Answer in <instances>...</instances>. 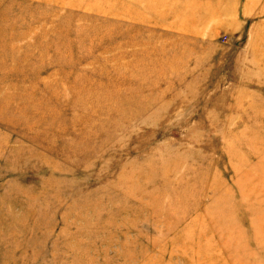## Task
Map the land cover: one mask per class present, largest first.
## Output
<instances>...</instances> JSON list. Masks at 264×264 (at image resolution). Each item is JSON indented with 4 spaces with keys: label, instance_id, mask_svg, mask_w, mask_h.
I'll use <instances>...</instances> for the list:
<instances>
[{
    "label": "rangeland",
    "instance_id": "1",
    "mask_svg": "<svg viewBox=\"0 0 264 264\" xmlns=\"http://www.w3.org/2000/svg\"><path fill=\"white\" fill-rule=\"evenodd\" d=\"M0 264H264V0H0Z\"/></svg>",
    "mask_w": 264,
    "mask_h": 264
}]
</instances>
